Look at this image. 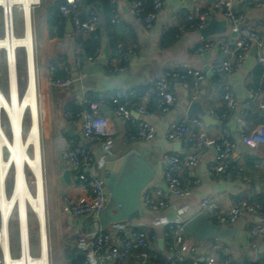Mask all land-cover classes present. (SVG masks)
Instances as JSON below:
<instances>
[{"label": "crops", "instance_id": "crops-1", "mask_svg": "<svg viewBox=\"0 0 264 264\" xmlns=\"http://www.w3.org/2000/svg\"><path fill=\"white\" fill-rule=\"evenodd\" d=\"M57 1L64 0H41L38 5L41 7H35L38 10L35 23L37 58L41 67L52 64L57 74L64 73L65 77L71 78L80 77L81 83H76L67 89H56L50 93L47 123L44 124L45 131L41 140L50 264H83L86 261L90 264H98V253L92 246L93 236L102 231L115 234L112 224L107 223L104 212L76 217L64 206L63 198L78 201L89 192L78 188V180H76L78 171L62 159V151L82 145L93 152L95 163L87 173L95 174L103 183L108 163L127 157H139L153 169L148 187L164 189V157L167 155L185 157L193 153L188 134L179 141L168 139L167 135L172 125L188 123L190 131L197 130L188 117L190 105L195 100L200 102L207 114L211 111L227 112L222 92L217 87L219 77L214 71L218 65L227 60L233 65V70L225 76V81L234 92L237 106L229 112L228 119L223 123L212 118L207 123L203 121L204 132L208 137L215 138L223 127L228 128L236 144L232 165L241 168V173H232L229 177H211L207 168L215 163L216 150L213 147L207 149L201 155L198 167L185 169L180 175L183 181L194 178L200 180L199 186L193 189L189 197L168 195L166 200L169 206L166 209L153 212L142 207L133 219L123 223L128 229L140 230L153 236L155 242L151 252L161 259L170 255L168 243L173 242L171 226L185 225L201 213H206L208 219L216 224L213 213L203 210L201 206L203 200L214 201L221 214H227L239 201L264 206V148L251 149L242 142L243 134H249L264 125V109H262L264 69L256 61L259 55H264V42L252 44L245 53L243 62L239 64L236 53L229 57L225 56L218 45H214L211 52H199L205 44L200 31L179 30L181 26L187 24V15L194 9V5L188 0H180L174 4L166 0V5L149 29L141 25L130 13L128 0H111L114 11L110 21L107 20L101 3L90 5L86 0H79L82 19L88 20L90 14L95 13L98 18L99 34L104 35L110 50L109 63H100L98 58L102 49L101 39L98 41L100 46L95 52L98 53L97 59L76 67L72 51L74 43L67 36L72 33L68 32L69 27L72 28L70 19L62 15L66 21L64 37L53 39L50 37L49 7ZM141 1L149 9L151 0ZM200 1L201 7L209 10L217 0ZM262 4L264 0H233L235 12L244 17V25L257 28L264 38ZM212 14L216 16L217 22L225 21L220 12ZM115 16L118 18L117 22H113ZM231 33L228 26L222 35L210 38L223 40L233 50L236 37L233 38ZM93 40L91 35L81 38L82 43ZM60 42L65 43V49L59 47ZM123 54H127V62L123 61ZM112 64L125 66L126 70L121 73H111L109 68ZM206 66H210L212 72L210 77L204 72ZM187 69L204 73L206 79L198 90L193 88L191 79L173 82L171 89L177 101L169 112H162L154 103L147 105L149 108L147 115H139L132 108L133 122L128 124L147 122L153 125L156 136L150 141H132L128 136L127 126L114 116L110 102L104 106L106 112L101 109L103 115L109 119L113 130L111 140L104 144L85 143L82 139V124L79 122L70 125L64 118L65 111L76 109V104L81 101L84 92L92 96H110L120 90L142 91L168 71ZM199 116L196 115L192 119ZM239 120L244 121V127H240ZM66 171L70 172L72 185L63 187L61 181ZM162 219L166 220V223H163ZM256 223H264V217L245 215L235 225L224 227L236 230L229 236L230 242L218 239L197 242L183 234L184 243L193 249L184 255L186 261L198 260L203 264L208 257L214 258L217 262L229 257L234 264L264 262V237L255 239L250 235V230ZM111 245H114V242ZM224 249L227 250L226 253ZM11 254L13 258H18L21 251L15 255L11 248ZM0 264H4V254L1 249Z\"/></svg>", "mask_w": 264, "mask_h": 264}, {"label": "built area", "instance_id": "built-area-1", "mask_svg": "<svg viewBox=\"0 0 264 264\" xmlns=\"http://www.w3.org/2000/svg\"><path fill=\"white\" fill-rule=\"evenodd\" d=\"M128 1L130 13L147 29L152 27L158 14L166 5V0H153L151 6L147 9L141 0ZM188 1L194 5V9L187 15V24L181 26L180 31L187 29L200 31L208 25L212 13L220 12L225 20L231 21V32L236 34L233 50L221 39L212 40V38H208L205 40L204 46L199 49V52H211L214 45H218L225 56L229 57L236 53L238 63L241 64L245 58V53L252 44H262L264 42V38L260 35L257 28L244 25V17L235 12L233 0H217L209 10H204L201 7L200 0ZM261 6H264V4ZM60 13L71 21L72 33L67 36L74 43L72 51L75 66L80 67L85 62L95 61L98 53L94 56L85 57L81 44V38L86 35H91L96 41L102 39L99 34L98 18L95 13L92 12L88 20H83L79 0H64L60 6ZM117 21L118 18L115 16L113 22ZM58 45L61 49H65V43L60 42ZM123 61H128L127 54H123ZM256 61L264 69V55H259ZM15 67L19 85L18 59L15 61ZM109 70L111 73H121L126 70V67L112 64ZM232 70L233 65L229 60L224 61L214 69L219 77L217 87L222 92V99L227 106V112L211 111L208 115L221 123L228 119L229 112L233 111L237 106L234 92L225 81V76L230 74ZM40 73L43 80L41 97L46 98L48 102L45 114L47 116L50 93L56 89H67L76 83H81V78L57 77L55 66L52 64L41 67ZM181 79H191L193 88L198 90L201 83L206 79V75L193 69L168 71L162 78L157 79L151 86L142 91L120 90L110 96H92L84 92L81 101L76 104V109L65 111L64 118L70 125H76L79 122L82 124V139L85 143L104 144L106 141L111 140L113 130L110 127L109 119L103 115L101 109L107 102H110L113 106L114 116L127 126L128 136L132 141H150L156 136V129L153 125L147 122L128 124L133 122L132 108L139 115H147L149 112L147 105L154 103L162 112H169L177 101L176 95L171 89L172 83ZM81 88L84 91L83 86ZM262 109H264V105ZM191 123L197 127L196 131H190V124L188 123L173 124L167 137L171 141H179L188 134L193 153L185 157L176 155L164 157L166 190L159 187H146L142 193V206L145 209L153 212L166 209L169 206L166 200L168 195L181 198L189 197L193 189L199 186L200 180L194 178L183 181L180 175L185 169L198 167L201 155L212 147L216 150V159L215 163L207 168V172L211 177H229L232 173H241V168L238 169L232 165V156L235 152L236 144L228 128L223 127L215 138H210L204 132V122L201 116L192 119ZM44 124L42 120L41 140L45 131ZM239 124L240 127L245 126L243 120H239ZM242 142L251 149L264 148V125L249 134H243ZM61 157L77 169L78 188L89 192L88 195L78 201H73L67 197L63 198L64 206L76 217L103 213L109 203L104 183L95 174L87 173L95 163L94 153L82 145H77L63 150ZM201 206L204 211L213 213L216 225L221 227H231L244 218L245 215L264 217L263 205L247 201L237 202L227 214H221L217 204L212 200H203ZM161 221L166 223L164 219ZM112 227L115 230V234L102 231L93 236L92 246L98 253V264H201L198 260L186 261L184 255L193 251V249L184 243V225L171 226L173 242L168 243L170 255L161 259L151 252L155 242L153 236H149L140 230L128 229L124 223H115L112 224ZM250 235L255 239L263 238L264 223H256L251 228ZM112 242H114V245H111ZM226 252L227 250L224 249V253ZM107 258L108 262H106ZM84 264L90 263L86 261ZM204 264L234 263L229 257H225L221 262L208 257L204 260ZM248 264H264V262Z\"/></svg>", "mask_w": 264, "mask_h": 264}, {"label": "bare ground", "instance_id": "bare-ground-1", "mask_svg": "<svg viewBox=\"0 0 264 264\" xmlns=\"http://www.w3.org/2000/svg\"><path fill=\"white\" fill-rule=\"evenodd\" d=\"M41 0H0L4 13V36L0 51L6 54L8 95L0 86V249L4 264H50L47 228L46 188L41 151V122L47 123V99L38 89L33 8ZM15 10L20 11L22 36L14 33ZM26 56V87L20 96L15 61L17 50ZM8 122V131L2 124ZM29 117V127L25 118ZM12 190L7 192L10 175ZM16 213L21 255L13 258L10 246V222ZM31 214L38 225L39 254L33 256L30 243Z\"/></svg>", "mask_w": 264, "mask_h": 264}, {"label": "water", "instance_id": "water-1", "mask_svg": "<svg viewBox=\"0 0 264 264\" xmlns=\"http://www.w3.org/2000/svg\"><path fill=\"white\" fill-rule=\"evenodd\" d=\"M169 1L174 4L180 0ZM210 19L208 25L200 30L203 40L222 35L231 25L230 20L217 22L214 14L210 16ZM68 32H72V28L69 27ZM231 36L235 38L236 34L231 33ZM101 37L102 49L98 61L102 64H108L110 47L108 42L104 40V35ZM206 56H209V54H206ZM204 72L208 73L209 77L212 76L210 66H206ZM102 111L106 112V107H102ZM188 113L190 120L194 116L200 115L204 122L211 121L210 116L197 100L191 103ZM152 176L153 169L139 157L122 158L117 162L107 164L104 186L109 203L103 213L107 216V223L126 222L133 219L142 210V193L150 184ZM61 184L63 187L72 185L69 171L63 174ZM164 190H166V186H164ZM235 231L233 228L226 229L212 223L206 213L197 215L187 222L183 228V234L197 242H204L209 239L230 242L229 236L234 234Z\"/></svg>", "mask_w": 264, "mask_h": 264}, {"label": "rangeland", "instance_id": "rangeland-1", "mask_svg": "<svg viewBox=\"0 0 264 264\" xmlns=\"http://www.w3.org/2000/svg\"><path fill=\"white\" fill-rule=\"evenodd\" d=\"M38 7H41L38 6ZM37 8L34 7L33 9V26H34V44H35V57H36V68H37V79H38V89L39 93L41 95L42 92V86H43V80L42 75L40 73L41 63L37 58V45H36V19H37ZM4 28H3V12L0 10V37H3ZM14 33L17 36H22L23 34V25H22V18L21 13L18 10H15V21H14ZM17 59L19 60L20 67H21V85L22 87L26 86V77H25V71H26V56L24 49H18L17 50ZM0 74H1V85L4 88V93L7 96L8 95V83H7V67H6V54L4 51H0ZM19 81V83H20ZM2 124L5 127V129L8 131V122L5 117V115H2ZM25 126L26 128L29 127V117L26 116L25 118ZM13 184V177L12 174L10 175L8 179V186ZM10 240H11V248L15 255H18L20 253L19 248V228H18V221H17V215L14 213V215L11 218L10 222ZM30 243H31V253L33 256L39 253V233H38V225L31 214V220H30ZM18 257V256H16Z\"/></svg>", "mask_w": 264, "mask_h": 264}, {"label": "trees", "instance_id": "trees-1", "mask_svg": "<svg viewBox=\"0 0 264 264\" xmlns=\"http://www.w3.org/2000/svg\"><path fill=\"white\" fill-rule=\"evenodd\" d=\"M152 1L153 0L150 1V4H152ZM86 2L90 5H93L95 3H101L103 5V11H104V14L106 15L107 20L108 21L111 20L112 15H113V11H114V7L111 3V0H86ZM62 4H63V1H57L49 7L48 27H49L50 37L52 39L53 38H62L66 35V21L63 18L62 14L60 13V6ZM81 44L83 46V53H84L85 57L94 56L96 50L100 46L99 42L96 40L86 42V43L81 42ZM54 64L57 65V63H54ZM20 73H21V67H20V63L18 60L19 81H20V77H21ZM55 74L57 77H65L64 73L57 74V71H55ZM25 77H26V71H25ZM26 79H27V77H26ZM25 87L26 86L22 87L21 81H20V83H19L20 96H22V94L25 90ZM1 89L4 92V88L2 85H1ZM7 186H8V183H7ZM11 190H12V185H9L7 187L8 194H10ZM81 262L83 263L84 261L81 259Z\"/></svg>", "mask_w": 264, "mask_h": 264}]
</instances>
